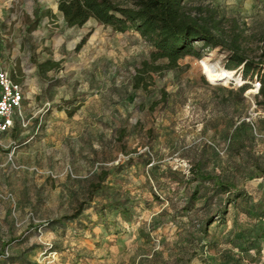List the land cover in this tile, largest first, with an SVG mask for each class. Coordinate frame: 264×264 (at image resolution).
<instances>
[{"label":"rangeland","instance_id":"rangeland-1","mask_svg":"<svg viewBox=\"0 0 264 264\" xmlns=\"http://www.w3.org/2000/svg\"><path fill=\"white\" fill-rule=\"evenodd\" d=\"M57 3L0 0V61L24 92L0 134V264H264V98L234 87L227 51L167 68L137 31L69 27ZM184 6L264 56V0Z\"/></svg>","mask_w":264,"mask_h":264},{"label":"trees","instance_id":"trees-1","mask_svg":"<svg viewBox=\"0 0 264 264\" xmlns=\"http://www.w3.org/2000/svg\"><path fill=\"white\" fill-rule=\"evenodd\" d=\"M185 1L58 0L57 8L69 27L82 26L93 18L103 25L110 26L114 31L124 32L129 29L137 31L151 43V58L153 60H166L165 66L167 68H177L179 59L185 56L199 57L203 48L225 50L227 51L225 66L228 70L225 69L223 71L239 67V76L242 79L248 77L250 80H258L260 82L257 95L264 98V56L247 57L234 44L235 42L229 43V47H226L227 40L219 26V21H215L210 15L202 17L186 11ZM46 14L51 17L54 16L51 10H47ZM39 16L40 7H36L34 18L27 19L28 26L32 27L35 25L39 21ZM197 43H201V45L197 46ZM51 64L54 63L50 60H45L40 66L51 68ZM206 66L216 68L208 64ZM216 73L210 74V78L212 79V76ZM244 89L245 85L240 87L241 92ZM192 171L195 179H205L207 177L201 171L199 164H196ZM106 178L107 175H105L104 179ZM102 182L94 183L91 187L92 190H98ZM175 183L177 186H183L187 181L176 179ZM196 198L197 193L193 192L189 204L192 205L193 200ZM90 199L92 200V197ZM85 204V202H80L71 213L62 216L57 222L77 219L82 214ZM121 210L124 211L125 215L129 212L125 208ZM262 229L259 237H264V228ZM9 242L5 241L3 245H7Z\"/></svg>","mask_w":264,"mask_h":264},{"label":"built area","instance_id":"built-area-1","mask_svg":"<svg viewBox=\"0 0 264 264\" xmlns=\"http://www.w3.org/2000/svg\"><path fill=\"white\" fill-rule=\"evenodd\" d=\"M234 87L240 88L244 84H250V90L255 94L258 93L260 82L258 80H243ZM24 99V92L21 84L14 80L9 71L0 61V134L8 132L14 126V115L21 114Z\"/></svg>","mask_w":264,"mask_h":264},{"label":"bare ground","instance_id":"bare-ground-1","mask_svg":"<svg viewBox=\"0 0 264 264\" xmlns=\"http://www.w3.org/2000/svg\"><path fill=\"white\" fill-rule=\"evenodd\" d=\"M229 77L230 75L227 72H218L214 75V80H221Z\"/></svg>","mask_w":264,"mask_h":264}]
</instances>
